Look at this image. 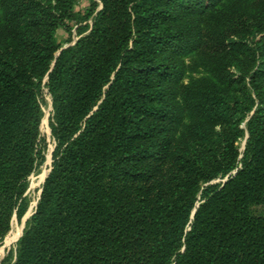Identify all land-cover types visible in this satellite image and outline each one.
I'll return each mask as SVG.
<instances>
[{
	"label": "trees",
	"instance_id": "1",
	"mask_svg": "<svg viewBox=\"0 0 264 264\" xmlns=\"http://www.w3.org/2000/svg\"><path fill=\"white\" fill-rule=\"evenodd\" d=\"M77 1L0 0L3 264H264V0Z\"/></svg>",
	"mask_w": 264,
	"mask_h": 264
},
{
	"label": "rangeland",
	"instance_id": "2",
	"mask_svg": "<svg viewBox=\"0 0 264 264\" xmlns=\"http://www.w3.org/2000/svg\"><path fill=\"white\" fill-rule=\"evenodd\" d=\"M91 4V0H78L74 6V12L77 15H81V14H86L88 8L90 7ZM77 21L76 20H72L69 22L70 26L73 29V33L70 34L69 31L65 28V27H61L59 28L58 32H57V39L60 43L64 44V46L70 45L72 43H74L77 39H78V34H77ZM70 39H73V41L71 43H68V41ZM194 75L196 76H201V73H194ZM46 98V104L44 105V109H45V116L43 118V122L41 125V132H42V137L43 139L46 141V149H45V161L44 163L41 165V167L37 170V172H35L32 176H31V184H30V188L28 191V196L31 200V204L29 207V210L27 212V214L24 216V218L22 220L18 219L17 217L14 218L13 220V226H12V230L11 232L8 234V236L6 237V239L3 241L2 244H0V249L4 251V256L1 260V264H3L4 259L9 256L11 253H13L14 257L17 254V247H18V240L21 237V235H23L24 233V229L26 226V219H30L31 216L34 214L38 200L40 198L41 195V190L44 184V180L42 182H39V178L41 177V175L44 172L49 173L51 167H52V162H53V150L55 148V139L53 137V133H52V128H51V116H52V97L49 94H46L45 96ZM244 145V142H242V146ZM48 175V174H47ZM32 210V213L29 217L28 213L29 211ZM15 227H21L22 228V232L19 235V237L17 239H13L10 241V243L8 244V240L12 239L15 236Z\"/></svg>",
	"mask_w": 264,
	"mask_h": 264
},
{
	"label": "bare ground",
	"instance_id": "3",
	"mask_svg": "<svg viewBox=\"0 0 264 264\" xmlns=\"http://www.w3.org/2000/svg\"><path fill=\"white\" fill-rule=\"evenodd\" d=\"M47 174H48L47 172H44L41 175V177L39 178V182H42L44 180V178L47 176ZM31 213H32V210L29 211L27 217H29L31 215ZM21 232H22V228L21 227H15V236L12 239H9L7 243L9 244L11 240L17 239L19 237V235L21 234ZM3 256H4V251L0 249V262H1L2 258H3Z\"/></svg>",
	"mask_w": 264,
	"mask_h": 264
},
{
	"label": "water",
	"instance_id": "4",
	"mask_svg": "<svg viewBox=\"0 0 264 264\" xmlns=\"http://www.w3.org/2000/svg\"><path fill=\"white\" fill-rule=\"evenodd\" d=\"M77 41V40H76ZM76 41L74 42V43H72V44H70V45H74L75 43H76ZM70 45H67V46H64L63 48H62V50L63 49H65V48H67V47H69ZM61 52V51H60ZM60 52L58 53V55L60 54ZM52 109H53V102H52ZM245 144H246V141L244 142V145H243V149L245 148ZM54 150H55V148H54ZM54 150H53V152H54ZM52 171V167H51V169H50V171H49V173H48V175L46 176V178L49 176V174H50V172ZM46 178H45V180H44V182L46 181ZM42 191L43 190H41V194H42ZM40 199V198H39ZM37 205H38V203H37ZM35 213V212H34ZM28 221V218L26 219V222ZM26 227V226H25ZM22 236V235H21ZM20 239V238H19Z\"/></svg>",
	"mask_w": 264,
	"mask_h": 264
}]
</instances>
